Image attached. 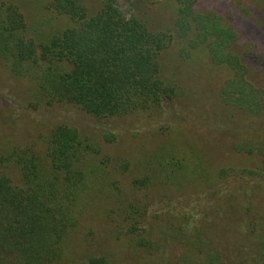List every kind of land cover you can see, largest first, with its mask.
I'll use <instances>...</instances> for the list:
<instances>
[{
    "label": "trees",
    "instance_id": "obj_1",
    "mask_svg": "<svg viewBox=\"0 0 264 264\" xmlns=\"http://www.w3.org/2000/svg\"><path fill=\"white\" fill-rule=\"evenodd\" d=\"M118 1L100 0L93 12L88 0H48L52 19L68 24L38 33L31 30L25 0H0V67L30 89L25 110L67 106L110 121L162 116L182 91L175 74L166 77L167 52L175 48L182 62L204 66L199 59H205L226 76L214 93L213 115L222 128L235 129L230 132L240 141L226 145L234 159L214 173L202 164L191 169L180 163L172 138L156 144L133 187L137 194L155 188L159 199L152 204L155 198L146 192L143 199L119 202L109 215L119 218L112 220V232L129 245L119 258L104 253L89 264H117L146 250L151 258L161 256L157 264H264V204L253 196L264 195V83L251 78L254 68L264 71V12L259 27L250 12L246 23L234 5L218 7L212 0H122L133 6L130 14ZM165 4L171 7L169 21L162 18ZM0 104L11 107L1 98ZM164 129L150 131L151 140ZM104 138L111 143L118 136L109 132ZM12 143L0 145V264H65L87 190L100 177L106 181L108 165L125 173L131 162L101 158L69 124L51 129L42 154L36 144ZM184 174L212 183L206 198L213 204L198 214L188 205L152 211L157 201L177 200ZM213 180L243 182L251 193L223 195ZM171 201L166 209L176 207ZM219 223L223 227L214 230ZM225 232L233 234L229 246ZM173 245L182 248L177 256Z\"/></svg>",
    "mask_w": 264,
    "mask_h": 264
},
{
    "label": "rangeland",
    "instance_id": "obj_2",
    "mask_svg": "<svg viewBox=\"0 0 264 264\" xmlns=\"http://www.w3.org/2000/svg\"><path fill=\"white\" fill-rule=\"evenodd\" d=\"M88 1L92 11H96L100 0ZM212 1L218 7H225V4L234 5L235 13L239 14L242 21L246 23L249 21V15L253 14L254 23L259 27L262 26L263 20L261 22L258 17L262 18L264 0ZM47 2L48 0H25L24 5L28 6L27 16L32 31L48 32L54 26L64 28L68 24L65 20L52 19V15L47 10ZM118 5L126 14H130L134 10L133 6L122 0L118 1ZM162 12L163 20L169 21L172 14L170 5L165 4ZM248 13L249 15H246ZM157 19L159 20V18ZM199 60L205 65L201 66L194 62L184 63L178 58L175 48L168 51L165 59L168 69L166 77L173 78L172 74H175L182 88L176 103L172 108H167L162 116L124 121L98 120L67 106L41 107L37 112H29L25 109L26 103L32 100L30 89L23 82L11 78L7 71L0 67V98L11 103V107L7 104H0V145H8L3 141L10 143L8 146L13 145L12 142H19L23 145L36 144L38 151L42 154L51 129L58 124H69L78 128L83 136L100 150L101 158L107 157L112 160L118 159L119 162L122 160L131 162L129 171L125 173L108 165L111 170L109 169L110 172L106 177L107 182L100 177L87 190L85 203H83L84 214L72 239L65 264H89L93 257L110 252H113L118 258L120 255L123 256L124 251H121V248L127 247L129 244L125 238L120 241L115 239L112 232V220L117 221L119 218L114 215L109 217V215L111 211L117 210L119 202L134 201L137 197L143 199L146 192L148 196L155 198L152 204L159 199L160 195L155 188L153 189L155 191L150 189L137 194L133 187V180L143 177L147 167L151 164L149 157L156 144L168 142L166 137L178 142L177 159L186 167L193 169L202 164L209 173H214L223 167L230 166L234 159V151L226 145L240 141V136L237 133H231L235 131L233 128H230L231 130L222 128V121L213 115L215 111L213 105L217 102L214 93L219 89L226 76L222 75L219 69L206 64L205 59ZM208 73L210 74L208 75ZM251 78L262 85L264 71L254 68ZM229 126L232 127L230 124ZM160 127L165 128L159 136L161 139L153 138L151 140L149 132L160 131ZM109 132L118 136L115 142L109 143L105 140L104 134ZM241 164L247 163L243 161ZM15 177L20 182V175ZM204 178L198 177L194 180L184 174L183 181L181 180L183 188L180 190L181 193L179 191L180 195L177 200L165 199L162 202L165 203L164 205L157 201L151 208L152 211L162 213L169 209H182L187 205L197 214L204 211L206 205L213 204V200L206 198L213 193L209 192L212 183ZM213 182L217 185L216 188L222 189L223 195L235 193L244 197L247 193H251V191H244L247 184L243 186V182H232V180L222 181L223 183L219 184L214 180ZM159 191L163 195L166 193L165 190ZM219 195L221 198V191ZM253 196L264 204V195L261 192H254ZM168 201L177 204L176 207L170 206L166 209ZM223 225L219 223L214 230L222 228ZM228 227L230 226L228 225ZM154 231L161 236L156 227ZM224 237L228 246L231 239L234 240L233 234L229 232H225ZM173 246L171 247L172 255H179L182 248ZM170 255L171 253L167 254V256ZM160 257L158 253H154L151 258V253L146 250L144 253L134 252L131 256L123 259V262L117 264H157L163 261Z\"/></svg>",
    "mask_w": 264,
    "mask_h": 264
}]
</instances>
